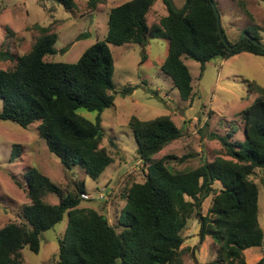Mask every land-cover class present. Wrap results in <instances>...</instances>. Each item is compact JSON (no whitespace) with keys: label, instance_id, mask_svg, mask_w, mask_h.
I'll list each match as a JSON object with an SVG mask.
<instances>
[{"label":"trees","instance_id":"trees-1","mask_svg":"<svg viewBox=\"0 0 264 264\" xmlns=\"http://www.w3.org/2000/svg\"><path fill=\"white\" fill-rule=\"evenodd\" d=\"M52 1L66 10L76 7L74 0ZM157 1L131 0L111 9L106 39L89 47L74 64L46 61L56 54L58 36L50 27L35 25L40 35L32 50L19 57L13 69L0 70V121L14 122L23 129L39 123L40 138L65 171L81 166L89 178L98 180L114 163L102 145V114L115 105V61L110 45H146L167 39L168 55L161 68L183 101L194 99L193 78L185 59L198 62L202 76L214 59L229 60L242 53L264 56V49L249 38L239 46V42L231 44L222 27L231 48L225 45L212 7V2L217 6L215 0H189L181 13L163 0L168 15L150 24V11ZM105 2L89 0L88 5L95 10ZM248 30L261 43L255 29ZM130 92L132 88H126L123 95ZM254 92L258 96L242 113L245 141L232 145L227 138L215 136L231 159L204 161L183 172L167 167L169 157L153 162L154 156L184 137L173 118L168 115L141 121L133 117L128 127L138 144L145 180L116 195L115 202L125 204L120 211L117 203L112 218L95 208L81 207L83 184L76 185L73 194L63 193L38 169H30L26 173L30 204L20 212L21 223L0 229V264H24L25 247L38 254L41 235L65 216L68 228L59 240L55 264H183L182 233L194 212L200 211L212 195L208 214L200 218V242L209 237L219 245L214 264H247L245 251L264 245L260 191L252 180L255 170L264 168V88L249 81L248 93ZM81 109L96 112V120L80 115ZM18 155L16 146L11 160ZM216 182L222 186L218 192L214 189ZM48 194L57 195L60 203L48 204ZM257 264H264V258Z\"/></svg>","mask_w":264,"mask_h":264},{"label":"rangeland","instance_id":"rangeland-1","mask_svg":"<svg viewBox=\"0 0 264 264\" xmlns=\"http://www.w3.org/2000/svg\"><path fill=\"white\" fill-rule=\"evenodd\" d=\"M76 7L66 10L52 0H0V70L13 69L16 60L28 54L37 39L40 27H50L58 38L56 54L46 57L55 63H76L82 54L97 41L106 39L110 10L131 0H106L91 10L89 0H74ZM177 9H182L185 0H172ZM221 15V24L231 44L240 42L248 29L255 32L264 45V2L257 0H215ZM168 15L163 0H158L149 15V23H156ZM83 35L81 38L80 36ZM115 61L113 83L115 105L102 114L103 147L113 157L98 180H92L77 166L65 171L60 159L50 153L44 139L39 135V123L27 129L10 121H0V229L11 223H21L20 212L30 204L26 173L38 169L63 193H74L76 185L83 184L85 193L91 196L83 200L81 207L95 208L109 218L115 206L121 211L125 202L116 201L136 182H144L138 144L133 131L128 127L135 117L141 121L170 116L184 131V137L172 142L153 162L169 157L166 165L173 172L197 168L204 161L217 158L231 159L223 144L215 136L227 138L237 145L245 141L243 111L256 99L257 93H248V82L264 88V56L242 53L229 60L214 59L206 65L201 75V65L191 59L184 63L193 78L194 99L183 101L172 79L162 71L168 55L169 41L158 39L146 45H110ZM126 88L132 92L124 94ZM3 101L0 100V112ZM80 115L94 122L96 112L84 109ZM20 155L11 160L15 147ZM252 180L260 191L259 221L264 231V168L256 169ZM16 183L20 185H16ZM219 182L214 184L218 192ZM109 191L111 193L109 194ZM105 196V203L100 197ZM213 195L204 201L201 210L194 212L182 235L183 264H214L219 245L211 238L200 242V218L211 207ZM45 201L58 205L57 195L48 194ZM114 216V215H113ZM112 224L117 222L112 219ZM68 228V216L53 229L41 235V249L35 254L25 247L22 251L24 264H55L59 255V240ZM264 258V245L245 251L247 264H257Z\"/></svg>","mask_w":264,"mask_h":264},{"label":"water","instance_id":"water-1","mask_svg":"<svg viewBox=\"0 0 264 264\" xmlns=\"http://www.w3.org/2000/svg\"><path fill=\"white\" fill-rule=\"evenodd\" d=\"M169 2V4L171 5L172 9L176 12V13H181L189 4V0H185V5L182 9H177L173 3L172 0H167ZM212 7L213 10L215 12L216 18H217V28H218V33L222 39V41L225 43L226 46L230 47L229 43L227 42V40L224 38V34H223V29H222V25H221V15L220 12L217 8V6L215 5L214 2H212ZM244 38H249L255 45L261 47L264 49V45L260 42H257L256 40H254L249 34H246ZM243 38V39H244ZM242 39V40H243ZM242 40L239 42V44L237 46H239L242 43ZM231 48V47H230Z\"/></svg>","mask_w":264,"mask_h":264},{"label":"built area","instance_id":"built-area-1","mask_svg":"<svg viewBox=\"0 0 264 264\" xmlns=\"http://www.w3.org/2000/svg\"><path fill=\"white\" fill-rule=\"evenodd\" d=\"M81 197H82L85 201H88V200L91 199V196H90L88 193H83V194L81 195ZM100 199H101V200H102V199H105V196L100 197Z\"/></svg>","mask_w":264,"mask_h":264}]
</instances>
